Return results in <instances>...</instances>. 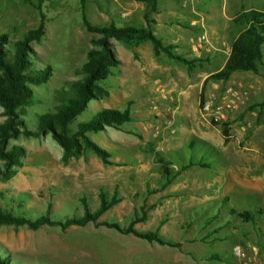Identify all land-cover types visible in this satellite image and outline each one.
Returning <instances> with one entry per match:
<instances>
[{
	"label": "rangeland",
	"instance_id": "rangeland-1",
	"mask_svg": "<svg viewBox=\"0 0 264 264\" xmlns=\"http://www.w3.org/2000/svg\"><path fill=\"white\" fill-rule=\"evenodd\" d=\"M194 2L157 0L160 13L149 17L155 37L177 44L176 53L193 62L190 70L163 54L154 56L148 42L128 46L109 40L121 66L105 82L108 96L88 102L68 125L73 132L101 108L128 107L131 122L88 134L107 152L108 163L88 151L63 163L61 149L49 135L18 137L8 147L24 149L22 165L12 177L0 180V208L15 216L34 219L48 211L54 220L77 217L83 213L80 198L94 211L102 192L106 199L114 195L118 201L99 220L125 227L142 218L133 228L157 229L178 247L148 243L91 223L34 231L0 225V256L7 255L9 264H179L187 258L186 250L196 261L205 259L204 264L230 259L228 264H264V104L259 106L264 100V45L256 73L235 72L226 81H215L208 77L223 66L237 27L219 22L216 33L205 32L200 24L187 25L193 10L210 20L221 2L227 3L225 14L230 15L236 6L264 10V0ZM37 5L45 18L44 35L30 46L41 67H51L52 76L45 85L31 87L38 101L21 117L28 128L35 126L37 116L53 112V91L77 79L74 70L84 61L89 39L98 37L84 30L81 14L96 26H144V4L139 1L0 0V34L14 41L36 28ZM200 94L201 101L211 99L212 107L219 108L218 117L202 114ZM228 100L235 101V108H225ZM157 159L171 163L172 170L189 162L206 164L189 166L171 180L179 194L190 196L188 202L179 198L173 203L168 196L174 193L161 197ZM231 211H246L250 219L234 217ZM247 245L257 246L258 256ZM238 246L242 251L233 255Z\"/></svg>",
	"mask_w": 264,
	"mask_h": 264
},
{
	"label": "trees",
	"instance_id": "trees-1",
	"mask_svg": "<svg viewBox=\"0 0 264 264\" xmlns=\"http://www.w3.org/2000/svg\"><path fill=\"white\" fill-rule=\"evenodd\" d=\"M129 1H139L144 4L143 27H116L112 23L103 26L91 25L84 14H81L84 30L98 37L89 39L90 48L85 52L84 61L74 70L77 79L64 81L58 89L53 91V99L56 102L53 112L37 116L33 128H28L21 119L24 109L38 101L31 87L45 85L52 76L51 67L48 65L41 67L39 56L30 46L31 43H39L44 35L45 18L38 5L36 28L26 31L20 39L14 41L8 40L7 35L0 34V117L2 118L0 122V180L12 177L17 168L22 165L24 149L18 145L8 147V142L18 137L38 138L49 135L50 139L61 149L60 161L63 163L87 151L103 163H108L107 152L92 142L88 134L103 131L107 127L117 129L131 122L128 107L123 111L101 108L87 122L77 124L73 132L68 131V125L85 110L88 102L98 101L108 96L105 82L120 64L113 53L110 39L128 46L148 42L154 56L163 54L169 60L185 65L187 70L191 69L192 61L175 54L172 45H162L152 32V21L149 17L156 11L157 0ZM231 24L237 27V34L230 44L228 57L221 69L210 75L208 79L226 81L235 72L256 73L261 63L262 46L264 45V12L241 11L233 17ZM199 98L201 101V94ZM263 104L264 100L259 106ZM222 136L224 140L227 139L225 129L222 130ZM157 162L161 167L159 191L189 166L206 167V164L202 162H189L172 170L171 163L163 162L161 159H157ZM98 199L97 208L89 211L85 199L80 198L83 213L80 216L67 217L63 220L51 219L48 211L34 219H28L15 216L11 211L0 208V225L26 227L34 231L43 226L59 227L65 230L68 227H84L91 223L95 227L103 226L120 234H130L148 243L178 247L177 243L163 239L157 233V229L139 232L133 228L134 224L142 221V218L130 221L125 227H121L116 222L99 220V217L118 200L114 195L106 199L102 192L98 193ZM233 213L231 211V214ZM238 216L244 220L249 218L247 212L238 214ZM0 264H9L7 255L0 256Z\"/></svg>",
	"mask_w": 264,
	"mask_h": 264
},
{
	"label": "crops",
	"instance_id": "crops-1",
	"mask_svg": "<svg viewBox=\"0 0 264 264\" xmlns=\"http://www.w3.org/2000/svg\"><path fill=\"white\" fill-rule=\"evenodd\" d=\"M195 2V4H196V0H194ZM226 6H227V3H222L221 2V4H220V7H219V12H215V11H212L211 12V14H212V16L210 17V20L209 19H205V16H199L198 15V13H197V10L195 11V10H193V16L192 17H190L189 15V20H191V22L189 21V22H187V25L188 26H192V25H199V27L200 28H203L204 29V31L205 32H216L217 33V29H218V26L216 25V23H219L220 22V24L222 25V26H224V27H226L227 26V23L226 22H231V20L233 19V17L237 14V13H239V12H241V11H247V10H255V11H260V12H264V10L263 9H259V8H257V7H254V6H251V7H247V8H237V6L235 7V12L233 13V14H230V15H226L225 14V9H226ZM159 13H160V11H159V9L157 8V10H156V13H155V17H158V15H159ZM155 20V19H154ZM156 21H157V19H156ZM203 22L204 23H206L205 24V26L203 25ZM169 24V23H168ZM155 25V23L154 24H152L151 25V29H152V32H154V29H153V26ZM237 34V33H236ZM236 34H235V36H236ZM235 36L233 37V39L235 38ZM177 39V38H176ZM233 39H232V41H233ZM160 40V39H159ZM161 41V40H160ZM177 41V40H176ZM161 43H162V41H161ZM231 44V43H230ZM162 45H164V46H166V45H172L173 46V51H174V53L175 54H178V53H176V46H177V44H175L174 42H172V43H162ZM176 45V46H175ZM229 47H230V45H229ZM228 54H229V51H228ZM179 55V54H178ZM227 57H228V55H227ZM227 57L225 58V60L227 59ZM117 58V57H116ZM118 59V58H117ZM119 60V59H118ZM225 60L223 61V63L222 64H224V62H225ZM119 65L121 66V61L119 60ZM113 76V75H112ZM0 112H1V110H0ZM175 178V177H174ZM172 182V181H171ZM170 182V183H171ZM170 183L166 186V187H164L162 190H160V191H158L159 193H161L160 195H161V197H163L164 195L165 196H168L169 194H171V193H174V195H169L168 197L169 198H171V201L173 202V203H178V200H179V198L180 199H185L186 200V202H188L189 200H190V196H188V195H183V194H179L180 193V191H179V193H178V190H176V188H172L173 186H171L170 185ZM184 189H185V187H184ZM178 193V194H177ZM185 193H187L186 191H185ZM164 196V197H165ZM188 198H189V200H188ZM243 212H246V211H241V212H237L238 214H240V213H243ZM237 213H233V214H231L230 213V215H235L234 217H237V218H240L239 216H238V214ZM248 219H250V217L248 218ZM247 223V222H246ZM165 224V223H164ZM178 226H179V223H178ZM163 228V225L160 227V229H162ZM162 237V236H161ZM163 238V237H162ZM164 239V238H163ZM165 240H167V239H165ZM168 241H170V240H168ZM172 242H174V241H172ZM241 247V246H240ZM239 246L238 247H234L233 249H232V251H233V255H234V252H236L237 251V249H240L241 250V248H240ZM247 247H249V249L250 250H252V253L253 254H255L254 255V257H256V256H258V253H257V246H248L247 245ZM239 251V250H238ZM242 251V250H241ZM243 254V253H242ZM185 257H187V258H185V259H182L181 260V262L179 263V264H204V263H202V262H204V261H206L205 259H202V260H200V261H196L194 258H196L194 255H193V253L192 252H187V250H186V252H185ZM231 258V257H230ZM208 260V259H207ZM230 261H231V259H230ZM229 261V262H230ZM229 262H227V263H224V264H228ZM259 263V262H258ZM244 264V263H243ZM260 264V263H259Z\"/></svg>",
	"mask_w": 264,
	"mask_h": 264
},
{
	"label": "built area",
	"instance_id": "built-area-1",
	"mask_svg": "<svg viewBox=\"0 0 264 264\" xmlns=\"http://www.w3.org/2000/svg\"><path fill=\"white\" fill-rule=\"evenodd\" d=\"M213 102L211 99L209 100H202L200 110L202 111V114L205 117H218L219 114V108H213ZM226 109H232L235 108V101L234 100H228L225 104ZM238 254V250L235 252Z\"/></svg>",
	"mask_w": 264,
	"mask_h": 264
}]
</instances>
